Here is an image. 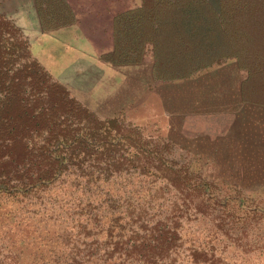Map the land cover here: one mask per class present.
Listing matches in <instances>:
<instances>
[{
	"label": "rangeland",
	"instance_id": "obj_1",
	"mask_svg": "<svg viewBox=\"0 0 264 264\" xmlns=\"http://www.w3.org/2000/svg\"><path fill=\"white\" fill-rule=\"evenodd\" d=\"M141 3L0 0V14L21 30L48 69L79 39L69 69L81 71L76 81L95 97L92 111L100 119L124 112L123 130L145 129L146 135L168 139L173 162L200 159L226 198L184 203L173 185L153 175L155 169L144 174L138 166L109 167L96 158L49 180L4 177L11 182L0 183V264H133L125 256L119 260V250L109 257L119 238L127 241L143 225L176 221L183 230L170 258L158 264H264V111L242 104V77L232 63L189 80L170 78L167 68L155 76L149 58L128 75L109 69L107 56L116 44H126L119 43L125 15ZM66 19L71 24L47 30ZM162 43L168 62L169 47ZM62 78L74 77L69 72ZM24 111L16 100L0 102V115L24 117ZM4 161L0 172L9 169Z\"/></svg>",
	"mask_w": 264,
	"mask_h": 264
},
{
	"label": "trees",
	"instance_id": "obj_2",
	"mask_svg": "<svg viewBox=\"0 0 264 264\" xmlns=\"http://www.w3.org/2000/svg\"><path fill=\"white\" fill-rule=\"evenodd\" d=\"M125 16L128 24L119 43L126 44H116L107 56L110 63L139 66L149 58L155 76L167 74V68L175 80H189L232 63L242 77V104L264 111V0H142ZM71 22L54 21L47 30ZM11 100L23 105L25 116L0 115V159L7 158L9 167L0 172L2 184L11 182L2 179L29 174L35 177L30 182L49 180L70 165L96 158L109 167L138 166L144 174L155 169L153 175L173 185L184 203L198 199L201 204H217L219 198H226L200 159L173 162L168 158L173 146L168 139L146 135L145 129L123 130L124 112L100 119L53 78L50 69L34 57L21 30L0 14V102ZM176 222L141 226L127 241L119 238L109 257L119 250L118 259L125 256L133 264H158L170 258L180 234ZM126 245L131 246L128 251L123 249Z\"/></svg>",
	"mask_w": 264,
	"mask_h": 264
},
{
	"label": "water",
	"instance_id": "obj_3",
	"mask_svg": "<svg viewBox=\"0 0 264 264\" xmlns=\"http://www.w3.org/2000/svg\"><path fill=\"white\" fill-rule=\"evenodd\" d=\"M80 45H82V42L79 39H75V42L73 43L72 49L66 54L62 55L58 58L56 65H54L53 69H50V72L57 81L61 82L63 86L68 90V92L77 98L79 101H81L83 104H85L89 109L93 110L94 107H96V99L93 97L90 93H85L81 91L80 85H78L76 78H79L81 76V71H74L72 69H69V64H71L74 61V57L72 56V52L76 49H80ZM32 53H35L36 49L34 47H30ZM74 49V50H73ZM146 64H142L139 66H119V65H107L109 69L115 70L120 74L128 75L129 72H132L134 70H138L140 67H144ZM77 68L79 65H76ZM139 67V68H138ZM237 71L239 69L236 67ZM72 72L73 74V81H67L66 78H62V76L66 73ZM62 74V76H61ZM75 80V82H74ZM183 227L179 226V232Z\"/></svg>",
	"mask_w": 264,
	"mask_h": 264
}]
</instances>
